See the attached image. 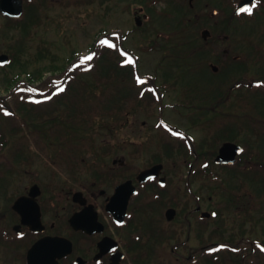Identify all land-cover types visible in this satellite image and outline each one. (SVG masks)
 Returning a JSON list of instances; mask_svg holds the SVG:
<instances>
[{
    "label": "flooded vegetation",
    "instance_id": "af4514ba",
    "mask_svg": "<svg viewBox=\"0 0 264 264\" xmlns=\"http://www.w3.org/2000/svg\"><path fill=\"white\" fill-rule=\"evenodd\" d=\"M19 1L20 16L0 9L4 29L9 24H22L25 16L31 21L44 6L61 0H3L15 7ZM139 1L142 3L133 11V18L135 21L141 18L142 27L155 19L153 8L163 0L136 2ZM165 1L171 2V9L179 15L180 30L171 32V36L190 28L200 30L202 25L200 36L197 32L187 50L190 53L184 56L202 55L201 62L212 57L221 64L220 67L210 60L212 76L222 73L209 79L214 85L219 81L222 86L223 92L215 102L218 111L206 124L191 118L186 127L188 132L183 131V125H176V130L184 133L170 135L176 139V145L158 146L166 151L165 158L180 157L174 162L175 171L169 170L164 157L157 154L144 166L136 165L135 161L154 145L133 142L127 146V158L114 159L113 166L99 165L92 181L80 189L61 186L56 176L32 181L25 187L19 178L14 182V177L0 176V264H264V122H257V128H251L253 139H249V132L243 126L227 125L231 117L247 125L245 120L249 117L240 112L247 103L242 95L261 90L264 72L256 77L241 76L247 69L236 74L231 67L240 68L239 61L246 57L245 53L231 56L225 49L220 57L207 41L210 37L227 40L232 29L238 28L233 24L236 19L241 25L256 19L257 16L252 17L256 12L252 7L261 6L264 0H250L239 12L237 8L242 0ZM248 8H252L251 13ZM204 31H208L207 38ZM159 35L171 37L165 33ZM12 49L0 48V54H9L11 58ZM84 54L77 52L76 58ZM175 59L172 63H180L168 64L170 69H164L160 83L156 72L144 77L159 87L158 94L165 93L164 87L176 88L178 103L188 109L206 95L193 85L194 97L189 81L184 80L186 74L197 69V64H181L180 57ZM242 62L243 66L246 61ZM164 67L167 66L156 65L155 71ZM3 68L6 67L0 66ZM248 78L253 80L251 84ZM236 90L238 93L233 94ZM159 98L163 100L162 96ZM242 113L246 118L241 117ZM181 116L189 119L185 113ZM221 128L222 134L232 132V137H220ZM190 129H199L202 134L198 137ZM208 134H217L220 142L212 153L199 155L197 144L204 150L211 146L207 143ZM228 142L239 145L243 152L234 162L218 163L220 148ZM157 165L161 167L152 171L154 175L139 177L141 172ZM125 182L128 190L122 191Z\"/></svg>",
    "mask_w": 264,
    "mask_h": 264
},
{
    "label": "rangeland",
    "instance_id": "374dc122",
    "mask_svg": "<svg viewBox=\"0 0 264 264\" xmlns=\"http://www.w3.org/2000/svg\"><path fill=\"white\" fill-rule=\"evenodd\" d=\"M136 1L61 0L60 2H50L49 6H44L38 11V14L35 13V17L31 21L29 16H25L22 24H9L8 29H4L3 24L0 23L1 49L12 47V54L22 55L24 60L28 61H25V64L28 63L30 71H43L46 83L53 82V88L56 87L55 83L67 85V89L57 95H53L56 88L55 91H48L49 87H41L40 89L43 91L39 98L46 99L38 107L34 105L39 101V98L36 97L37 92L39 93L37 87L33 85L23 87L21 85L23 82L18 86V88L21 86L20 94L25 92L31 93L32 96L23 95L20 97V95L18 97V94L12 93L13 90H8V78L12 79L16 72L21 71L20 63L15 62L16 64L14 63L13 66L0 69V104L3 103L7 107L5 102L10 103L14 109L18 106L17 101H23L25 104L27 102L34 103H27L25 120L19 122V120L0 117V141L1 137L5 138V142H0V176L14 177L13 180L10 179L14 182L19 178L23 182L21 183L23 187L30 185L32 181H44L48 177L56 176L61 186L72 190L80 189L85 183L92 181L99 165L113 166L114 159L127 158L129 151L126 147L133 142L154 145L149 151L144 152L141 159L135 161L136 165L144 166L157 154L164 157L163 162L166 163L169 170L175 171L174 162L180 157H173L172 160L167 159L165 158L166 151L158 146L175 144L176 139L170 136L160 122L161 120L166 121L167 128L171 129H178L176 125H183V131L188 132L186 127L191 122V118L200 124H206L212 120V114L218 111L215 108V102L223 91L219 81L216 85L210 81L213 77L217 78L222 74L212 76L210 60L211 63L220 67L221 64L212 57L210 59L205 57L201 62L202 55L199 57L184 56L186 52L190 53L187 50L191 48L190 43L198 35L197 32L200 36L202 25L200 30L190 28L185 33L171 36V32L177 33L180 30L179 15H177V11L171 9L173 7L171 2L163 0L158 3L160 9L154 12L156 17L151 24L137 27L133 11L138 9L141 5L139 3L142 2ZM232 8L234 9L235 6L233 5ZM252 8L256 11L252 17L257 16V18L246 20L248 22L245 21L242 25L241 21L236 19L237 22L233 24L238 28L232 29L227 40L219 41L212 37L207 40L208 46L213 47L215 53L220 57L223 56L225 49L230 51L231 56L243 51L246 57L239 62L240 64L243 60L246 62L243 66L239 64L241 67L238 69L232 66L231 71H235L239 75L247 69L241 75L244 77L246 75L253 77L264 72V42H261L264 39V4L258 7L257 4H254ZM19 25L22 27L11 28ZM105 32L111 38L112 34L120 35L125 49L131 51L130 54L136 61L137 70L143 76L156 72L158 83L162 80L164 69H170L168 64L180 63V61L172 63L176 57L181 58V64H197V69L186 74L187 77L184 80L189 81L188 85L194 97L193 85H197L201 91L205 92L206 98L202 101L198 100L199 103L190 107L191 109H187L178 103L176 88L166 89L164 87L165 93L158 95V98L162 96L163 100L158 102L155 98V100L141 98L143 94L147 93L142 90L146 84L138 86V83L133 81V77L130 75L129 80L123 82L104 79L103 75L108 71H104L105 69L116 70L118 65L115 64V57L99 56V49L96 57L87 62L92 65L91 68H89V64L81 60V57L88 50L95 48L96 38H99L100 33L104 34ZM160 33L170 34L171 37L160 36ZM75 48L77 51L72 59ZM77 52L84 55L76 58ZM68 58L72 60L67 63L66 68L64 70L57 69L59 66L63 67ZM95 62H97L96 66L93 67ZM206 63L208 66H203ZM159 64L167 67L155 71L156 65ZM128 68L131 69V67ZM74 69L75 71H73ZM73 72L78 75L73 85L70 84V81L67 83L68 80L61 81L63 76H71ZM79 77L82 80H77ZM252 81L251 78L247 80L248 84H251ZM42 83L41 80H37L34 85L40 86ZM18 88L14 91L18 92ZM260 88L261 90L248 91L242 95V100L247 103L244 104L245 108L240 112H245L249 117L248 121L245 120L247 125L237 117L227 120V125L230 128L234 126L246 128L249 132V139L255 137L251 134L253 131L251 128H257V122L262 123L264 119V85ZM235 93L237 94L238 90L233 94ZM49 96L52 98L48 99ZM120 101L121 112L111 110ZM22 104L21 107H23ZM84 109L85 111H81ZM87 110L96 111V113L92 112L87 115ZM17 113L20 116L23 112L18 111ZM181 113H185L189 119H184L185 117L181 116ZM241 117L244 118L245 114L242 113ZM89 118L94 121L91 123V129H86L82 125H88L89 121L82 122L83 119ZM80 121L81 123H78ZM19 125L21 129H18ZM215 126L213 125L214 128ZM77 128L79 131L76 130ZM201 130L203 135L206 134L207 131ZM222 131L221 128L219 136L222 138L233 135L232 132L222 134ZM178 132L184 135L183 132ZM190 132L198 137L202 134L199 129H190ZM220 137L217 134H208L207 143H211V146H206V150H204L197 144L196 153L199 155L212 153L215 144H219ZM208 148L209 150H207ZM8 157L12 160H9ZM12 162H14V166L8 171L6 165Z\"/></svg>",
    "mask_w": 264,
    "mask_h": 264
},
{
    "label": "trees",
    "instance_id": "16d2710c",
    "mask_svg": "<svg viewBox=\"0 0 264 264\" xmlns=\"http://www.w3.org/2000/svg\"><path fill=\"white\" fill-rule=\"evenodd\" d=\"M26 28V27H25ZM120 43V44H119ZM122 48V42L121 41H119L118 42V44H117V49H121ZM99 49H100V51H99V56L100 55H105V56H113V57H115L116 59H115V64H117L118 66H116V70H112V68H107V69H105L104 71H107L106 73H104V79H108V80H116V81H120L121 80V82H123V81H126V80H129V75L131 76V69L130 68H128V66H130L131 65V63L129 62L127 65H122V64H124L122 61L124 60V57L120 54V53H118V51L116 50V49H112L110 46H107V45H103V46H100L99 47ZM15 61H19V62H21L22 64H21V71L20 72H16V74L14 75V77H12V79H9L8 78V80H9V83H8V90H10V91H12L13 90V92L12 93H14V95L15 94H18L17 96L19 97L20 95V97H22L23 95H28V96H32V94L31 93H25V92H23V93H21L20 94V89H21V86L18 88V86L21 84L23 87H26V85H29V86H31V85H33L34 87H37V89L39 90V93L37 92V95H36V97L37 98H39L40 97V95H41V93H42V89H40L41 87H49V89H48V91H52V90H54L55 88H57V87H61V88H63L64 89V91L67 89V85L66 84H64V83H60V84H57V83H55V85H56V87L55 88H53L52 87V85H53V82L52 83H46V80L44 79V72L43 71H30L29 69H28V63H26L25 64V61L26 62H28L27 60H24L23 61V59L21 58V57H16V58H14V63H15ZM70 60L69 59H67V61L64 63V66L63 67H57V69H61V70H64L65 68H66V66H67V63L69 62ZM13 63V64H14ZM96 63L97 62H95L94 63V66H96ZM118 67V68H117ZM60 70V71H61ZM73 71H75V69L73 70ZM64 78H61V81H65V80H68L67 81V83L70 81V84L71 85H73L75 82H74V80L78 77V75L75 73V72H73L72 74H71V76H63ZM81 77H79L77 80H82V79H80ZM37 80H41V82H43L40 86H36V85H34L36 82H37ZM21 82V83H20ZM18 83H20V84H18ZM26 83H28V84H26ZM70 84H69V86H70ZM18 88V92H16V91H14V90H16ZM53 88V89H52ZM56 90V89H55ZM54 90V91H55ZM64 91H61V92H64ZM126 98V97H125ZM142 98H144L145 99V95L142 97ZM148 98V97H147ZM46 98H39V101H38V104L37 103H29V102H27V103H29V104H34V105H37L38 107L40 106V104L41 103H43L42 101H44ZM100 100V98L98 99V101ZM18 102V106L17 107H15L14 109L12 108V106H11V104L10 103H6L5 102V104H7V107L6 106H4L3 105V103H2V105L0 104V117H4V118H11V120H15V121H18L19 120V122L21 121V120H25V112L27 111V107H26V105H28L27 103L25 104V102H20V101H17ZM21 103H23L22 105H23V107H21ZM121 101L120 102H118L117 103V106H115V108L114 107H112L111 108V110L113 109V110H117V111H119V112H121ZM109 107H111V106H109ZM120 109V110H119ZM6 110H7V113H11L10 115L9 114H6ZM110 110V111H111ZM18 111H21V112H23L20 116L18 115ZM81 111H85V109L84 110H81ZM80 111V112H81ZM92 112H94V113H96V111H89V110H87L86 111V114L88 115V114H90V113H92ZM12 116H14V117H12ZM87 121H89V124L88 125H82V126H84L86 129H91V123H93V121H94V119H86V120H84L83 119V122L82 123H85V122H87ZM78 123H81V121L80 122H78ZM1 124V123H0ZM21 125V124H20ZM19 125V128L18 129H21V126ZM63 125V124H62ZM17 127V126H16ZM80 129H82V128H80ZM76 130H78L79 131V128H77ZM1 136H3V135H1ZM2 143L3 142H5V138H3L2 137V141H1ZM6 143H7V141H6Z\"/></svg>",
    "mask_w": 264,
    "mask_h": 264
},
{
    "label": "water",
    "instance_id": "95a60500",
    "mask_svg": "<svg viewBox=\"0 0 264 264\" xmlns=\"http://www.w3.org/2000/svg\"><path fill=\"white\" fill-rule=\"evenodd\" d=\"M250 0H242L241 2V6L239 7V9L243 8ZM0 9L7 13V14H10L12 16H20L22 14V6H21V1H19V4L18 6H14L13 4H5V2H3V0L0 2ZM140 19L137 18V24L140 25V22H139ZM205 32V35L204 37L207 38L208 36L206 35V32L208 31H204ZM9 60V56L8 55H0V64H5L6 62H8ZM240 152V148L239 146H237L236 144L234 143H226L224 144V146L220 149V153L217 157V161L219 162H227V161H230V162H233L235 161L236 159V155L237 153ZM161 167V165H157L153 168H151L150 170H147V171H143L140 173L139 177L141 179H144V177L146 175H151V174H155V173H152V171L154 170H157V168ZM128 182H125L124 184H122L121 188H122V191H127L128 190ZM132 192L134 191V188H132L131 190Z\"/></svg>",
    "mask_w": 264,
    "mask_h": 264
},
{
    "label": "snow or ice",
    "instance_id": "6c2138e0",
    "mask_svg": "<svg viewBox=\"0 0 264 264\" xmlns=\"http://www.w3.org/2000/svg\"><path fill=\"white\" fill-rule=\"evenodd\" d=\"M247 11H248L249 13H251V12H252V8H248ZM100 43H101L102 45H108V46H110L112 49H116V50L118 51V53H120L123 57H127V59H125V60L122 61L124 64H128L129 62H130L131 64H135V63H136V61H135V60L129 55V53H128L127 51H124L123 49H117V45L114 44L111 40L103 39V40L100 41ZM96 55H97L96 52H91V53L85 54L83 57H81V60H82L83 62L87 63V62H89V61H92V60L96 57ZM88 66H89V68L92 67L91 64H89ZM135 79H136V81L139 82L140 84H144V83H145V80L141 79L139 76H136ZM33 91H36V89H33ZM61 91H64V89L61 88V87H57V88H56V91L53 92V95H57V94H59V92H61ZM153 91H155V89H153ZM141 94H143V93H141ZM51 98H52L51 96L48 97V99H51ZM6 114H9V115H10L11 113H7V110H6ZM165 127H167V125H165ZM169 131H172V130L169 129ZM175 135H176V136H182L183 134L177 131V132H175ZM241 152H243V149H241ZM117 223L119 224V223H121V222H120V221H117ZM21 235H22V234H21Z\"/></svg>",
    "mask_w": 264,
    "mask_h": 264
}]
</instances>
